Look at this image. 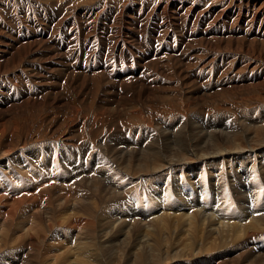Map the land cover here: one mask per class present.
<instances>
[{"label": "rangeland", "instance_id": "rangeland-1", "mask_svg": "<svg viewBox=\"0 0 264 264\" xmlns=\"http://www.w3.org/2000/svg\"><path fill=\"white\" fill-rule=\"evenodd\" d=\"M20 1L25 2L26 0ZM18 2L14 0H0L1 23L22 28L29 23V21L23 20L19 16H14L18 10L20 11V8L9 7V11L5 10L7 9L6 5L8 6L9 4L12 5ZM29 2L28 18L31 19L34 16L32 18L34 19V24L32 25L33 27H30L29 31L25 32V28H21L23 31H18L19 37L17 38L11 33V29L0 26V78L7 81H15L16 79H22V75L26 74L27 77L37 86L8 87L0 84V132H5L0 143V145L2 144L0 146V178L3 175H6L4 176L6 177L4 181L10 179L11 182L15 183L16 179H14V175H16L21 178L20 183L24 186L34 179V173H38L40 177H38V179L49 180L47 187L48 189L53 188L55 194L54 203L57 205L59 202H57L56 199L67 197L64 193L71 192V190L77 192V187H79V185L88 184L90 186L92 183H101V180L106 178L105 176H102V171H105L104 169L106 168L111 169L115 166L117 167L116 164L108 161L110 155L112 158V153L116 152V155L122 154L124 157L127 154V158L130 159L132 164H129L130 161L124 158V160H126L124 164H128L129 166L124 164L122 166L129 167V175L132 176L133 174L132 177L137 181H143L145 179L146 181L142 183V186L146 190L144 188L141 190L145 195L143 192H140L137 198H132L130 201L129 197H127V203L123 200L120 208L122 212H125L111 215L113 217H120L121 214H124L138 218L139 215L144 213V207L146 205L159 207L162 201H158L161 200V198L157 199L156 196L151 194L149 189L152 184L155 185V182H158L159 180H164L163 182L166 183L169 179H177L178 175L184 177L190 176L198 180L200 178V171H205L206 173L207 171H210L212 177L217 175V173L218 175L226 174L227 179L236 180L234 183L236 182L238 187L233 184L230 188L227 186V189L226 186H224V198L229 199L230 197L229 200L234 202L237 206H239V204L236 199H239V197L227 195L226 193L230 190L234 192L233 188L240 189L241 187H244L245 183L250 186L249 190L247 188L248 186H246V188L247 193L252 196L251 202L254 201L253 185L255 184L260 189V195H256V198L264 199V180H262L264 179V167L259 171L253 166L254 164H252L255 162H253V158L258 164H264V162L261 161V158L264 159L263 150L261 153H254L253 151L246 152L244 153V157L246 158V155H249L252 159L249 158L250 160H245V158H242L239 160H231L230 163H227L228 165L226 164L227 167L222 165L223 167L221 166L218 169L217 167H219V163L215 160L221 158L220 156L207 160L210 164L188 157V159L181 161L182 163H172V167L167 166L160 168L156 170V172H153L151 168L154 164H160V157L157 159L153 157H150V159L147 158L148 164L147 161L143 162L144 164L146 163L145 165L147 166L142 164V162L140 164V161H137L135 158H132L131 160V156H142L144 147L151 143V140L153 141L158 133L169 134L173 133L174 130L175 132L180 131L190 119L195 126L194 128H197V130H203V127H207L208 129L212 128L211 124H207L209 118L210 122L215 120L217 128L218 125H224L221 118H224V120L228 119L230 122L237 118L239 119H237V121L247 120L250 124L246 121L245 123L250 125V133L253 130L254 133H257V137L259 136L258 139L264 137V0H29ZM45 20L47 22L49 21V24ZM23 32L25 34L27 33L26 36H30L31 33L32 38H24L22 35ZM26 39L28 40L26 41ZM227 41H229L228 46L222 43ZM247 42L248 44H246ZM216 44L221 46H218L217 48ZM261 53H263V55H261ZM72 56H74V58ZM74 59H76V62H74ZM165 60H167V63ZM163 61L167 64L165 67ZM157 62L158 65L156 66ZM83 66L88 68V71L90 72L84 70L82 68ZM166 66H168V69ZM181 66L183 67L181 68ZM95 79L102 81V83L100 82L101 84L99 83L102 91L106 88L104 90L105 93L111 94H108L111 96L110 99L108 98L110 104L115 103L118 107L119 105L116 103L117 100L119 101L118 97H116V102H113L115 100L114 95L118 96L119 94V92L117 93L115 89H113L116 87H118L120 92H122V87L124 88L127 85H135L136 87H139L140 84V87L146 86V89H148L149 86L161 87L163 85L180 88L179 90L176 88H171L167 91L164 89L159 90V95L163 94L165 99L160 101L157 106L151 107V111L146 109L143 105L144 102L141 101V103H138L139 106H136V108H139L142 111L140 117H130L129 126L125 125L124 119L121 121L122 123H108L104 125V133L102 134V124L97 122L99 118V114H96L97 112L99 113L98 109L92 108V110H89L88 112H83L82 109L68 110V106L72 104H68L67 96L65 95L66 91L64 90L65 88L73 90L74 87L77 86L89 87L91 90V87L94 86L92 83H95L96 81ZM82 82H84L85 85ZM71 84L74 87H67ZM235 85L236 87H239L235 88L236 91H239L240 88L244 87H246V89L248 87L251 88L233 94H226L224 90H222H228L230 88L234 89ZM254 85H257V87H254ZM187 86L201 88L197 95L214 94L223 91L216 98L210 97V100H208V102L210 101L209 103L206 102L205 104V102L201 100L197 105V108H203L206 112V109L209 108V106L216 104L215 109L213 108L214 110L210 115L208 112H206V114L202 113L198 115V112L195 114L197 110H194V112L193 109L189 111L191 114L182 112V110L186 109V105L188 104V100H186L184 96L185 90L183 88ZM208 88L212 90V92H209ZM76 95L75 92H70L68 94L69 98L71 97L70 99H74ZM46 96L48 98H46ZM87 102L89 104L90 100H86V103ZM165 103L167 104L165 105ZM171 103L175 106L174 108H171ZM105 105L106 108L109 107L107 104H104L102 107H105ZM219 106L222 107V109H219ZM121 108L122 107H119V109ZM162 109H164V112H162ZM178 112L183 114L181 115ZM70 113H74L72 114L73 116ZM179 114L183 117L182 119H180L181 116ZM149 116L150 120L147 119ZM120 118H122V116ZM173 119L175 123L173 122ZM66 120L71 122H69L70 125ZM62 123H66V125ZM72 123H74V126L70 127ZM167 129L168 131H165ZM92 130L95 132L92 133ZM90 134L97 135V137L93 139L90 137ZM75 138L78 139L75 141ZM88 139H90V141ZM131 140L133 141L130 142ZM240 141L242 142V140ZM170 142L171 141H169V143ZM4 144H7L6 147ZM245 145L247 146V144ZM245 145L243 144V148L246 147ZM87 146L89 149H87ZM251 147L252 149L259 150L263 146L259 147V145L255 143ZM85 149L87 150V153ZM56 150H58V152H56ZM40 157L43 159H40ZM192 160L194 162H192ZM47 161H49L50 164ZM212 161H215V163ZM182 164H186V166ZM148 166L151 167L147 169ZM228 167H230L232 171H230V168L228 169ZM35 168L37 170H35ZM139 168L145 169V171L142 169L141 171ZM204 168L207 169V171ZM38 169L40 172H38ZM99 169L101 171H99ZM161 170L164 171L160 172ZM191 170L193 171L191 172ZM226 171H229V174ZM244 172L246 174H243ZM251 172L253 173L250 174ZM39 173L43 177H41ZM252 175H254V177ZM0 181L3 183V180L0 179ZM86 181L91 182L87 183ZM214 181L215 180L209 181L211 187L214 184ZM106 182L108 181H105V185L107 186ZM67 183L71 184V187ZM61 184L65 187H62ZM61 187L63 188L62 190ZM59 189L62 192L59 191ZM40 190V194H42L46 189L40 188ZM4 192L5 191L0 192V197L11 200V195L7 192V196H5L3 195ZM57 193H61L59 194L60 197L56 195ZM244 193L246 192L244 191ZM196 197L198 198L199 196L196 195ZM186 198H175L172 196L169 203L171 202L170 204H173L180 199L178 201L179 203L188 206L190 202L189 199ZM103 200L104 199H102V202ZM141 200L143 202H141ZM156 200L159 203L156 202ZM38 201L39 199L19 204L20 206L18 205L16 209L18 208L17 210H21L28 206L29 208L27 207L25 210L28 211L27 213H31L34 211V207L37 208L39 206L36 204H39ZM150 202L153 203L151 204ZM141 204L143 208H141ZM0 205L3 206L2 204ZM29 205H31L32 208ZM134 208L136 213L134 212ZM172 217L173 219H171ZM179 217L178 214L169 216L168 222L171 223L170 228L168 227L166 230L160 228L161 232H157V236L159 237L172 231V234H174V241H178L180 235L184 237L186 232L182 223L176 222L175 220H180ZM17 220L20 221V219ZM58 225L60 224H55L53 230H58L62 227H59ZM173 225H175V227ZM26 226L32 227L30 225ZM57 226L59 228H57ZM25 232L26 228L21 234H24ZM71 235H67L68 239ZM46 238V241L43 242L46 244L44 246L42 245V248H44L46 252L42 249L38 253L33 254L34 258L31 260L33 261L32 264H62L61 261H57L55 253H49L51 249L49 243L53 245V242L55 241L54 244H56L58 239V243H62L63 239L58 233H52L51 238ZM60 239H62V242H60ZM64 245L67 247L66 243ZM181 245L183 246V244ZM21 246L22 247H19V249L13 248L6 246V242H2L0 246V264H3V262L4 264H13L14 262H16V264H27L29 261L26 257L29 253V240L26 239ZM177 247L178 245L174 244V250H178ZM257 248L258 247H256L255 250H257ZM232 249L233 248L225 250V247H223L222 249H219V251L217 250L209 253L217 254L223 251L228 252L221 256L222 259H225L236 254ZM48 253L55 258L52 259ZM37 254L39 256H37ZM9 256L13 257V260H11ZM5 257L7 260H4ZM40 259H42V262ZM170 264H172V262Z\"/></svg>", "mask_w": 264, "mask_h": 264}, {"label": "bare ground", "instance_id": "bare-ground-1", "mask_svg": "<svg viewBox=\"0 0 264 264\" xmlns=\"http://www.w3.org/2000/svg\"><path fill=\"white\" fill-rule=\"evenodd\" d=\"M249 3H251V2H249ZM240 10H242V9H240ZM254 12H255V10H254ZM239 13H241V12H239ZM204 40H203V42H204ZM10 42H12V41H10ZM228 42L229 41L222 42V43H224V45L228 46L229 45ZM217 44H220V43H217ZM217 44H216V46L218 48L219 45H217ZM246 44H248V42ZM253 45H254V43H253ZM239 46H240V44H239ZM261 55H263V53H261ZM165 61L167 63V60H165ZM163 63H164V61H163ZM157 65H158V62L156 64V66ZM159 65H162V64H159ZM165 65H167V64L164 63V67H165ZM168 65H170V64H168ZM177 65H179V64H177ZM167 67L168 66H166V68ZM182 67L183 66H181V68ZM178 70H180V69H178ZM187 70H185V71H187ZM164 71H165V69H164ZM185 79H187V78H185ZM100 82L102 83V81L96 80L95 83H92L94 86L92 85L93 87H91V90L89 89V87H85V86L74 87L72 84L68 85L67 87H74L73 90H68L69 88H65V87H64L65 88L64 90L66 91L65 95L67 96L68 104L69 103L72 104V105L68 106V110H70V109L71 110L82 109L83 112H88L89 110H92V108L98 109L99 113L97 112L96 114H99V116H98L99 118H98V120L97 119L96 120L98 123L102 124V134L104 133V128H105L104 125H106L108 123H119L124 119L125 125L129 126L130 117H134V116L140 117V115L142 114V111H141V109L136 108V106L138 105V103H141V101L144 102V104H143L144 107L151 111V107L157 106L160 101L165 99L163 94L159 95V93H158L159 90L164 89L165 91H167L171 88H176L179 90V88H180V87H169L167 85H163L161 87L149 86L148 89H146L147 88L146 86L140 87L141 84L139 87H136L135 85H132V86L127 85L124 88L122 87L121 88L122 92H120L118 87L113 88V89H115V91L117 93L119 92L118 96L114 95L115 100L113 99L114 100L113 102H116V97H118L119 101L117 100L116 103L119 105V107H122L121 109H119V107L116 106L115 103L110 104V102H109L110 100L108 101V98L110 99L111 94L108 93V94H110V95H108L107 93H105L104 90L106 88L103 90L104 92L102 91V88H100V85H99ZM82 83L84 84V82H82ZM86 84H87V80H86ZM143 84H144V82H143ZM149 84H151V83H149ZM76 85H78V84H76ZM188 85H190V84H188ZM185 86H186V84H185ZM254 87H257V85H254ZM183 88L185 90L184 96H185V99L188 100V102H187L188 104L186 105L187 106L186 109L182 110V112L186 113V114H188V113L191 114V112H189V111L191 109H193V111L197 110L196 112L194 111L195 114L197 112H198L197 113L198 115L202 114V113L206 114V112H208L210 115V113H212V111L215 109L216 104L215 105L211 104L213 106H209V108L206 109V112L203 108H197V105L199 104V102L201 100H203L205 102V104H206V102L209 103L210 101L208 102V100H210V97L216 98L223 92V91L222 92L219 91V92L214 93V94L197 95L198 91L201 88L188 87V86L183 87ZM235 88H239V87H236V85H235L234 89L230 88L228 90H226V89H222V90H224V92L226 94H233L235 92H242V91H244V89H246V87H244V88H240L239 91H236ZM250 88L251 87H248L247 89H250ZM263 88H264V86H263ZM208 91L212 92V90H210L209 88H208ZM70 92H75L77 94L74 99H70L71 97L69 98L68 94ZM46 98H48V97L46 96ZM86 100H90V103L89 104H88V102L86 103ZM169 102H167V103H169ZM167 103H165V105ZM236 103H238V102H236ZM104 104H107V106H109V107L106 108V105H105V107H102V106H104ZM171 105H172V103H171ZM161 107H163V106H161ZM172 107L174 108L175 106L172 105L171 108ZM177 107H179V106H177ZM171 108L169 107L170 110H171ZM218 108L222 109V107H220V106ZM227 110H231V109H227ZM162 112H164V109H162ZM165 112H166V110H165ZM157 113H159V112H157ZM178 113H180V112H178ZM70 114L72 115L74 113H70ZM83 114H85V113H83ZM75 116H76V114H75ZM121 116H122V118H120ZM208 117H210V116H208ZM233 117H234V114H233ZM182 118L183 117L181 116L180 119H182ZM185 118H186V116H185ZM70 119H71V117H70ZM147 119L150 120V116L147 117ZM209 119L207 121V124L208 125L211 124V127H212L209 129L207 127H203L202 128L203 130H201V129L197 130V128H194L195 126L190 119L185 123V125L183 123L184 127L180 131L175 132V130H174L173 133H169V134H167V133L163 134L159 131L160 133H158V135L153 139V141L151 140V143H149L148 145H146L144 147V149L142 151L143 155L142 156H135V157L131 156V160H132V158H135L137 161H140L139 162L140 164H141V162H142V164H144L143 162L147 161V158L150 159V157H153V158L157 159L158 157H160V164L159 163L154 164V165H152V168H151V170H153V172H156V170H158L160 168H164L167 166L170 167L172 165V163H174V164L176 162L182 163L181 161L188 159V157H192L197 161H203V162L209 163V161H207V160L220 156L221 158H218V160H215L219 163V167H217V169H218L222 165L226 166V164L228 162L230 163L231 160H239V159L245 158L244 153H246V152L248 153L249 151H253L254 153H256V152L261 153L264 151V137H261L258 139L259 136L257 137V133H254L253 130L250 133V130H249L250 129V125H249L250 123L247 122V120L237 121L238 118L236 120L233 118L234 120L232 122H230V120H228L227 118L226 119L228 121L224 120V118H221V121H222V123H224V125H222V126L218 125V128H217V126L215 125V123H216L215 120L213 122H210ZM157 121H158V119H157ZM245 121L249 124L245 123ZM67 122L69 123L70 121H67ZM173 122H174V119H173ZM70 123H69V125H70ZM174 123H173V125H174ZM204 123H206V122H204ZM62 124H64V123H62ZM64 125H66V123ZM120 125H122V124H120ZM73 126H74V123H72V125L70 127H73ZM119 127H121V126H119ZM159 128H161V127H159ZM165 131H168V129ZM93 132H95V131L92 130V133ZM4 135H5V132H0V143H1ZM90 137L94 139L97 137V135L90 134ZM134 138H135V136H134ZM77 139L75 138V141ZM88 140L90 141V139H88ZM240 140H242L243 143ZM85 141H87V140H85ZM132 141L133 140H131L130 142H132ZM169 141H171V142L169 143ZM255 143H257L259 145V147L260 146H263V147L259 150L252 149L251 146ZM75 144H77V143H75ZM79 144H81V143H79ZM243 144L244 145L247 144V146L245 145L246 147L243 148ZM6 145L7 144H4L5 147H6ZM73 145H74V143H73ZM259 147H257V148H259ZM87 149H89L88 146H87ZM118 149H119V147H118ZM70 151H71V149H70ZM128 152H129V150H128ZM38 153H40V152H38ZM86 153H87V150H86ZM115 153H112L113 159L111 158V155H110V158L108 161L113 162V164H116L117 167L115 166L111 169L106 168V169H104L105 171H102V176H105L106 177L105 179L108 181V182H106L108 187L105 185V181H106L105 179L101 180V183H98V184L92 183L90 186L88 184H82V185H79V187L76 186L78 188L77 192L72 191V190H71V192L69 191L67 193L63 192L64 195H67V197L63 196L65 198L56 199V201L59 202V203H57V205L54 203V200H55L54 195L55 194L53 192V188L48 189V187H47V183L49 180L46 181V179L45 180L38 179V177H39L38 173L37 174L34 173V179L31 180V182H29L28 184H26L24 186L21 185V183H20V181H21L20 177H17L16 175H14L15 176L14 179H16V180H15V183H13L10 181V179H7V181H4V179H6V177H4V176H6V175H3L0 178L1 180H3V183L0 181V192L5 191L3 193V195H5V196H7V192H8L11 195V200L4 198V197H0V204L3 205V206L0 205V217H1V221H0V246H1L2 242H4V243L6 242V246L19 249V247H22L21 245L23 244V242L26 239H28L29 240V249H28L29 253L27 254L26 257L29 259V261L27 264H32L33 261H31V260H32V258H34L33 254H36L39 251H41L42 249H44V248H42V245L44 246L46 244V243L45 244L43 243L44 241H46V239H47L46 237L51 238L52 233L53 234L58 233L61 236V238L63 239V242H62V239H60L61 240L60 242H62V243H58L59 242V239H58V242H56V244H54L55 241L53 240L54 241V242L52 241L53 245H51V243L48 242L50 244L51 249L49 247L48 248L50 249L49 253H51V254L55 253L57 256L56 257L57 261H61L62 264H170L171 262H172V264L173 263L174 264H264V199L256 198V195H260V189L256 186V184L255 185L252 184L254 186V195H253L254 201L253 202H251L252 196L247 193V188L249 190L250 186L247 185L246 183L245 184L243 183L244 187H241L240 189L233 188L234 192H232L230 190L228 193H226L227 195H234V196L239 197V199L235 198L237 203L240 206L239 207V206L235 205L234 202L229 200L230 197H229V199L224 198V196H225L224 186H226V188H227V186L230 188L231 185L233 186V184H234L236 187H238L236 185V182L234 183V181H236V180H231L229 178H228L229 179L228 180L226 178V174H224V175L219 174L218 175V173H217V175L212 177V173L210 171H207V169L204 168L207 171V173L205 171H200L199 172L200 178L198 180L194 179V177H190V176L184 177V176L178 175L179 176L178 177L176 175L177 179H169V180L167 179L168 182H166V183L163 182L164 180H159L158 182H155L156 183L155 185H153L151 183L152 185H151V188L149 189L151 194L156 196L157 199L161 198V200H158V201H162L160 203L159 207H154L153 205H146L144 207V213H142L143 215L141 214V215H139V217L136 216L138 218H135V216L130 217V216H127L124 214H121L120 217H113L111 215H116L117 213H124L125 212V211L122 212V210L120 208V205L123 202V200L127 203L128 202L127 197H129V201L132 198H134V199L137 198L139 196L140 192H143V191H141L144 188L142 186V183L146 181L145 179L143 181L142 180L137 181L135 178L132 177L133 174H132V176L129 175L130 170L128 169L129 167L127 168V166H129V165L124 164V162L128 159L127 154L124 157V155L122 156V154L116 155ZM96 156H98V155H96ZM246 156L247 157L245 158V160L251 158L249 155H246ZM21 157H22V155H21ZM47 157H49V156H47ZM41 158L42 157H40V159ZM124 158H126V160H124ZM57 159H59V158H57ZM153 160H155V159H153ZM252 160H253V162L255 161L254 163H252V164H254L253 166L256 167L257 170L261 171V169L264 167V164H262V165L258 164V162H256V160L254 158ZM128 161H130V159H128ZM215 161H212V162L215 163ZM261 161L264 162V159L261 158ZM47 162H49V161H47ZM63 162H64V160H63ZM192 162H194V161L192 160ZM241 162H243V161H241ZM241 162H240V164H241ZM49 164H50V162H49ZM69 164H71V163H69ZM123 164L127 165V166H122ZM129 164H132L131 161L129 162ZM147 164H148V161H147ZM106 165H108V164H106ZM182 165L186 166V164H182ZM145 166H147V165H145ZM253 166H250V167H253ZM149 167H151V166H148L147 169H149ZM135 168H136V166H135ZM229 168L230 167H228V169ZM112 169H114V170H112ZM139 169L141 170L142 168H139ZM23 170H24V168H23ZM35 170H37V169L35 168ZM138 170H136V171H138ZM140 170H139V172H140ZM142 170L145 171V169H142ZM164 170H161L160 172H162ZM79 171H80V169H79ZM99 171H101V170L99 169ZM167 171H168V169H167ZM192 171L193 170H191V172ZM219 171H220V169H219ZM230 171H232L231 168H230ZM253 171H254V168H253ZM19 172H20V170H19ZM38 172H40L39 169H38ZM70 172H71V170H70ZM21 173H19V174H21ZM227 173L229 174V171ZM252 173L253 172H251L250 174H252ZM194 174H195V172H194ZM213 174H214V172H213ZM243 174H246V173L244 172ZM154 176H155V174H154ZM252 176L254 177V175H252ZM41 177H43V176L41 175ZM253 177H250V178H253ZM142 178H143V176H142ZM52 180H53V178H52ZM82 180H81V182H82ZM210 180H215L212 187L209 184ZM216 180H217V182H216ZM262 180H264V179H262ZM65 181H67V180H65ZM90 182L88 181L87 183H90ZM158 183H162V184H158ZM67 184H69V183H67ZM61 185H62V187H65V186H63V184H61ZM69 185L71 187V184H69ZM148 185H150V184H148ZM246 186H248V187L246 188ZM19 187H20V189H19ZM37 187H39V188H37ZM62 187H61V190L63 189ZM145 187H146V185H145ZM40 188H45L46 190H44L42 192V194H40V192H41ZM66 188H65V191H66ZM261 188H262V186H261ZM61 190L59 189V191H61ZM244 191L246 193H244ZM59 194H61V193H59ZM59 194L57 193L56 195L59 196ZM143 194H144V192H143ZM143 194H142V196H143ZM196 195L199 197L197 198ZM172 196L175 198H177V197H181V198L185 197L186 198L187 197L189 199L190 203L189 204L187 203L188 206H185L183 203L178 202L180 200L179 199L178 201H175V203L170 204L171 202L169 203V200L171 199ZM37 199H39V201H38L39 204L38 203H36V204L39 206L37 208L34 207V211L31 213H27L28 211L25 210L28 206L24 207L21 210H17L18 208L16 209V207L19 204L27 203L31 200L36 201ZM102 199H104L103 202H102ZM153 199H154V197H153ZM221 199H223V200H221ZM142 200H141V202H143ZM154 201H155V199H154ZM158 201L156 200V202H158ZM102 203H103V206H102ZM29 206H31V205H29ZM126 207H125V209H126ZM31 208H32V206H31ZM141 208H143L142 204H141ZM139 210H140V208H139ZM134 212H135V208H134ZM129 213H130V211H129ZM174 214H178L181 217V218L179 217L180 220H178V219H175V220H176V222L182 223V226L184 227L185 232H186L185 236L183 237L180 235V237H179L180 239L178 241H174L173 240L174 234H172V231H171V232L166 233L165 235L158 237L157 232L158 233L161 232L160 228H162V230H164V229L166 230L168 227L170 228L171 223L168 222V217L172 216V215L174 216ZM175 218H176V216H175ZM17 219H20V221H18ZM171 219H173V217ZM55 224H60L58 226L59 227L62 226V227L58 230H53ZM175 224H177V223H175ZM26 225H30L32 227H29ZM58 226H57V228H59ZM173 226L175 227V225H173ZM25 228H26V232L24 234H21V232ZM182 230H183V228H182ZM71 234H73V235H71ZM67 235H71L69 237V239H68ZM47 241H49V240H47ZM63 243L64 244L66 243L67 247ZM174 244L178 245V247H177L178 250H174L175 249ZM181 244H183L184 248ZM231 246H233V247H231ZM223 247H225V250L233 248L232 251H235L236 254H234L230 257H227L225 259H222L221 256L223 254L228 253V252L223 251V252H220L217 254L209 253V252H214L217 250L219 251V249H222ZM256 247H258L257 250H255ZM52 249H54V250H52ZM48 250H47V252H48ZM22 252H23V250H22ZM45 252H46V250H45ZM48 254H47V256H48ZM37 256H39V255L37 254ZM9 257L11 258V260H13V257H11V256H9ZM54 258L52 257V259H54ZM5 259H6V257L4 258V260ZM41 260L42 259H40V261ZM44 260H43V262H44ZM8 261H9V259H8ZM20 261H21V259H20ZM3 264H4V262H3ZM13 264H16V262H14Z\"/></svg>", "mask_w": 264, "mask_h": 264}, {"label": "built area", "instance_id": "built-area-1", "mask_svg": "<svg viewBox=\"0 0 264 264\" xmlns=\"http://www.w3.org/2000/svg\"><path fill=\"white\" fill-rule=\"evenodd\" d=\"M14 1H16V2H18V3H14V4H12V5H6V8L7 9H5L6 11H9V7H12V8H16V7H18V8H20V11L18 10V12L16 13V14H14V16H19V17H21L23 20H27V21H29V23H27L26 25H24V28H22V27H16V26H13V25H7V24H5V23H1V21H0V26H2L3 28H9V29H11V33L13 34V35H15L17 38L19 37L18 36V31L20 30V31H23V30H21V28L22 29H24V31L25 32H27V31H29V29H30V27H33L32 25L34 24V19H30V18H28V8H29V6H30V2H29V0H26L25 2H21L20 0H14ZM9 2V1H8ZM7 3V2H6ZM17 8V9H18ZM1 11V10H0ZM46 21V20H45ZM47 22V21H46ZM48 24H49V21L47 22ZM27 34V33H26ZM26 34L23 32V37L24 38H28V39H30V38H32L31 37V33H30V36H26ZM174 35V34H173ZM28 39H26V41L28 40ZM61 39H63V38H61ZM172 41H173V39H172ZM157 54V53H156ZM73 58H74V56H72ZM131 57H132V55H131ZM133 58V57H132ZM74 62H76V59H74ZM84 70H86V71H88L89 69L88 68H86V67H82ZM88 72H90V71H88ZM0 84H3L4 86H8V87H37L32 81H31V79L30 78H28L27 77V75L26 74H23L22 75V79H16L15 81H7V80H4L3 78H0ZM12 84V85H11Z\"/></svg>", "mask_w": 264, "mask_h": 264}]
</instances>
